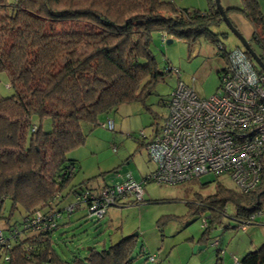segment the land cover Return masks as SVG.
I'll use <instances>...</instances> for the list:
<instances>
[{"label": "trees", "instance_id": "1", "mask_svg": "<svg viewBox=\"0 0 264 264\" xmlns=\"http://www.w3.org/2000/svg\"><path fill=\"white\" fill-rule=\"evenodd\" d=\"M241 1L239 11L255 27L252 41L261 48L264 62V14L258 0ZM207 2L202 11L180 8L172 0H0V75L9 77L7 88L13 91L0 94V212L10 201L12 210L25 214L21 224L7 222L6 233L0 230L5 264H135L136 254L162 264L151 261L140 234L101 249L79 244L67 259L56 251L54 235L80 210L89 220L100 221L91 213L95 201L106 206L105 215L110 207L144 203L143 198L117 193L113 204L103 201V193L128 174L96 192L88 180L75 184L78 162L69 154L84 145L85 125L103 127L112 121V130L103 128L114 131L111 112L125 104L146 106L155 85L173 74L171 65L165 72L159 69L151 50L154 34L184 40L189 47L201 38L216 42L211 28L219 27L222 17L214 0ZM219 51L222 57L229 53ZM170 102L171 97L168 111ZM104 115L108 118L100 124ZM48 120L51 130L45 131ZM151 182L147 176L140 184ZM196 196L192 211L210 212L203 219L204 236L229 206L237 227L244 229L263 212L264 168L249 193L219 182L215 194ZM217 250L219 257L223 250ZM237 264H264V243Z\"/></svg>", "mask_w": 264, "mask_h": 264}, {"label": "rangeland", "instance_id": "2", "mask_svg": "<svg viewBox=\"0 0 264 264\" xmlns=\"http://www.w3.org/2000/svg\"><path fill=\"white\" fill-rule=\"evenodd\" d=\"M173 1L180 8L202 11L208 8L207 0ZM223 1L220 0L221 4ZM242 20L243 27L251 31V22L244 14ZM211 29L215 33L216 42L201 38L191 47L181 39L167 44L158 34L153 35L151 50L160 71L165 72L167 66L171 65L173 74L166 75L165 81L157 83L152 89L151 95L146 99L148 109L142 103H133L122 105L117 111L111 112L108 116L115 121L114 131L104 129L101 125L84 126L87 134L84 145L69 154L70 158L78 162L75 184L88 180L87 184L96 192L95 189L104 188L106 183H116V177L131 174L135 182L141 183L155 172L156 166L150 160L143 142L148 143L161 133L168 115V103L179 78L191 86L200 98L214 96L220 86L217 71L227 67V58L222 57L219 48L230 52L241 46L226 24L222 23ZM253 34L254 28L252 36ZM249 42L258 54L262 53L255 42L251 39ZM8 82L9 77L1 74L0 94L5 97L13 93L7 88ZM107 118L106 115L102 116L100 124ZM43 127L45 131L51 130V121H45ZM219 182L228 189H237L229 177L210 173L201 176L199 180L180 185L151 182L143 187V204L110 207L100 221L89 220L85 210L77 211L68 218L70 224L61 228V232L55 233V249L67 259L69 250H75V246L79 244L82 247L101 249L122 237L151 232L160 226L164 242L163 250L157 256L159 263L234 264L244 253L264 243V203L263 212L256 216L254 223L244 229L237 227L238 224L232 219L235 213L233 207H227V215L204 236L203 219L209 217L210 212L197 213L191 207L197 203V194L203 199L215 194ZM126 201L133 200L128 198ZM0 215V230L6 233L7 222L21 224L25 214L19 209L12 210L10 201H7ZM18 227L22 229L21 225ZM20 234L26 235L24 232ZM142 238L140 235V244L144 242ZM216 241L221 242V249L225 250L224 256L218 257L217 249L220 245L216 247L219 244ZM199 242L202 243L198 244ZM197 247L204 249L195 251ZM135 257V264H153L146 261V256L136 254ZM0 264H5L4 255L0 258Z\"/></svg>", "mask_w": 264, "mask_h": 264}, {"label": "built area", "instance_id": "3", "mask_svg": "<svg viewBox=\"0 0 264 264\" xmlns=\"http://www.w3.org/2000/svg\"><path fill=\"white\" fill-rule=\"evenodd\" d=\"M162 38L167 42V37ZM226 58L218 92L210 98H200L179 78L161 133L146 146L156 166L149 175L153 182L176 185L211 173L229 177L243 193L253 191L260 182L264 168V72L243 47H236ZM105 126L114 128L112 121ZM111 190L103 193V201L110 205L115 202L114 193L131 194L138 200L144 194L143 186L131 174ZM99 203L95 201L91 213L101 219L106 206Z\"/></svg>", "mask_w": 264, "mask_h": 264}, {"label": "crops", "instance_id": "4", "mask_svg": "<svg viewBox=\"0 0 264 264\" xmlns=\"http://www.w3.org/2000/svg\"><path fill=\"white\" fill-rule=\"evenodd\" d=\"M258 1H259V4H260V8H261V10H262V12L264 14V0H258ZM222 6L225 9H229V10L236 9V11H234V12H228V16L231 18L232 23L238 28V30L248 40L251 39V41H252V38L254 36V34L252 36V29L254 28V31H255V27H254V25H253V23L251 21H250L251 22L250 25L252 26V27H250L251 28V31L249 29H245L243 27V23H242L243 22V20H242V15L243 14H242V12L239 11V9L242 8V1L241 0H224L223 3H222ZM263 30H264V26H263V29L261 30V34H262V36L264 38ZM161 40L163 41V38L162 37H161ZM166 40L168 41V40H172V39L166 38ZM174 41L175 40H173V42ZM194 52L196 53L197 51H194ZM224 69L225 68H223L221 70H218L217 73L219 74V72L223 71ZM99 190H101V189H99ZM140 235L143 237L142 239L144 241L143 243L145 245L146 251L148 253L152 254L155 257V259L158 260L157 256L160 254L161 250H163V242H164L163 234L161 233V231L159 230V228L157 227L155 230H153L151 232H141ZM200 243H202V242H199L198 244H200ZM219 245H220V248H221V246H222L221 242H219ZM218 246H216V247H218ZM197 248L204 249V247H197ZM198 250L199 249H197V251ZM244 254H243V256H244ZM222 255L223 256L225 255V250H223V251L220 252V256H222ZM233 257L235 258L236 257V254H233ZM241 258L236 259L234 264H237V262L240 261Z\"/></svg>", "mask_w": 264, "mask_h": 264}, {"label": "water", "instance_id": "5", "mask_svg": "<svg viewBox=\"0 0 264 264\" xmlns=\"http://www.w3.org/2000/svg\"><path fill=\"white\" fill-rule=\"evenodd\" d=\"M214 4L218 12L222 17V22L226 24L228 30L238 39L241 47H243L247 53L250 55L252 60L256 63V65L264 72V62L261 59L260 55L252 48L249 43V40L238 30V28L232 23L231 18L228 16L229 9H225L220 0H214ZM173 40H168L166 43L171 44ZM138 233L133 234L132 236H138ZM201 250L202 248H195Z\"/></svg>", "mask_w": 264, "mask_h": 264}, {"label": "bare ground", "instance_id": "6", "mask_svg": "<svg viewBox=\"0 0 264 264\" xmlns=\"http://www.w3.org/2000/svg\"><path fill=\"white\" fill-rule=\"evenodd\" d=\"M247 52V51H246ZM248 54V53H247ZM249 55V54H248ZM250 56V55H249Z\"/></svg>", "mask_w": 264, "mask_h": 264}, {"label": "flooded vegetation", "instance_id": "7", "mask_svg": "<svg viewBox=\"0 0 264 264\" xmlns=\"http://www.w3.org/2000/svg\"><path fill=\"white\" fill-rule=\"evenodd\" d=\"M250 43V42H249ZM251 45V44H250ZM253 48V47H252Z\"/></svg>", "mask_w": 264, "mask_h": 264}, {"label": "clouds", "instance_id": "8", "mask_svg": "<svg viewBox=\"0 0 264 264\" xmlns=\"http://www.w3.org/2000/svg\"><path fill=\"white\" fill-rule=\"evenodd\" d=\"M239 47H241V46H239Z\"/></svg>", "mask_w": 264, "mask_h": 264}]
</instances>
